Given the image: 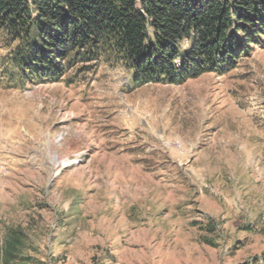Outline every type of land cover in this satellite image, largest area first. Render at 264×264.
<instances>
[{"label":"rangeland","instance_id":"374dc122","mask_svg":"<svg viewBox=\"0 0 264 264\" xmlns=\"http://www.w3.org/2000/svg\"><path fill=\"white\" fill-rule=\"evenodd\" d=\"M0 33V251L14 264H264V50L133 88L98 62L22 82Z\"/></svg>","mask_w":264,"mask_h":264},{"label":"trees","instance_id":"16d2710c","mask_svg":"<svg viewBox=\"0 0 264 264\" xmlns=\"http://www.w3.org/2000/svg\"><path fill=\"white\" fill-rule=\"evenodd\" d=\"M0 33L24 83L102 61L126 65L133 88L179 85L264 50V0H0ZM21 243L12 232L0 264H14Z\"/></svg>","mask_w":264,"mask_h":264}]
</instances>
